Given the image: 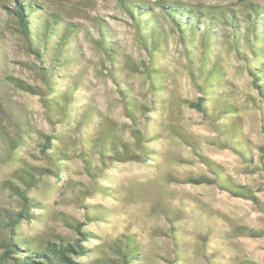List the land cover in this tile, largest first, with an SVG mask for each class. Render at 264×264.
Listing matches in <instances>:
<instances>
[{"label": "trees", "instance_id": "1", "mask_svg": "<svg viewBox=\"0 0 264 264\" xmlns=\"http://www.w3.org/2000/svg\"><path fill=\"white\" fill-rule=\"evenodd\" d=\"M132 30L133 39L143 54L133 61L123 54L108 23L90 17L79 6L68 7L59 1L4 0L0 9L18 34L24 54L29 58L34 83L12 74L0 76V164L13 163L16 169L4 182L8 195L17 202L14 211L0 207V264H144L135 237L123 234L95 247L82 224L59 213L57 221L72 230L78 238H46L25 236L23 223L41 222L40 201L30 195L45 177L59 178L67 171V163L77 155L88 186L78 190L83 196L103 193L99 183L102 167L122 163H146L154 159L151 143L161 139L155 118L168 106L171 88L168 72L161 65L169 38L176 41L182 68L197 93L184 104L200 114L219 136L223 146L239 147L234 126L225 125L236 118L238 95L226 78L221 54L216 48L225 46L227 53L241 63L259 97V110L264 130V8L249 0L232 5H205L184 0H118ZM87 22L88 25H85ZM4 26L0 25V42ZM83 44L98 55L99 68L89 67ZM2 58L0 57V62ZM91 68V69H89ZM91 70V71H90ZM104 75L114 85L121 113V125L102 118L90 102L80 104V94L87 89L88 74ZM139 75L147 84V94L135 93L128 76ZM10 91H21L38 99L44 110L49 133L37 129L28 110L13 101ZM253 103V97L248 98ZM154 114L155 117H151ZM224 119V121H222ZM59 125L61 130H57ZM176 136L180 133L175 132ZM126 135V138H125ZM36 141L37 158L43 165H33L19 155ZM77 148L70 153L69 148ZM263 165L264 147H259ZM250 161V159H248ZM264 173V169L261 170ZM214 171L216 179L206 176L187 177L185 184L217 183L233 194L248 196L239 186L228 184ZM264 177V175H263ZM176 229L171 239L176 241Z\"/></svg>", "mask_w": 264, "mask_h": 264}, {"label": "rangeland", "instance_id": "2", "mask_svg": "<svg viewBox=\"0 0 264 264\" xmlns=\"http://www.w3.org/2000/svg\"><path fill=\"white\" fill-rule=\"evenodd\" d=\"M57 1L68 7L80 6L90 17L105 20L124 55L133 61L144 58L126 18L117 8L118 0ZM184 1L232 5L237 0ZM249 1L264 8V0ZM0 25L4 26L0 42V76L8 73L34 83L29 67L31 60L24 54L18 34L7 26L13 24L1 9ZM216 49L221 54L227 81L238 95L236 118L227 119L225 125L234 126V135L238 136L236 139L247 160L232 146L221 145L223 137L184 104L185 99H195L197 93L182 68L176 41L169 38L161 65L168 72L171 88L166 96L168 106L155 118V123L160 125L161 139L150 144L154 159L146 163L102 167L98 181L106 191L104 194L91 192L90 196L83 197L78 190L85 191L83 185L88 186V175L77 155L72 156L65 173L59 178H43L30 192L44 208L36 212L43 213L41 222L22 224L24 235L78 238L57 221L58 214L63 213L82 224V231L90 235L88 247L113 241L123 234L133 235L145 255L144 264H264V173L261 171L264 157L262 165V153L258 149L264 147L259 110L262 104L241 63L227 53L225 46ZM83 51L89 67L99 68L98 55L86 44H83ZM128 77V84L135 93L147 94V84L141 76ZM86 86L80 94V104L91 100L102 118L119 125L126 122L112 82L100 73L95 76L90 73ZM10 96L28 110L37 129L50 132L36 97L21 91H10ZM249 96L253 97V103L248 102ZM56 128L61 130L59 125ZM36 141L34 137L19 155L33 165H43L31 155H37ZM76 150L74 146L69 148L70 153ZM16 167L13 163L0 164V207L10 211L17 209V202L8 195L4 182L10 179ZM217 170L223 173L226 185L239 186L248 196L233 194L217 183L192 185L183 182L187 177L197 176L214 180ZM172 228L176 229L175 242L170 237Z\"/></svg>", "mask_w": 264, "mask_h": 264}]
</instances>
